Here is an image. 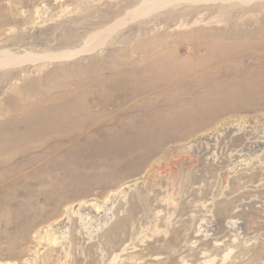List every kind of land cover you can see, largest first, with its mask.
Instances as JSON below:
<instances>
[{"label":"rangeland","instance_id":"rangeland-1","mask_svg":"<svg viewBox=\"0 0 264 264\" xmlns=\"http://www.w3.org/2000/svg\"><path fill=\"white\" fill-rule=\"evenodd\" d=\"M140 2L0 0V264H264V0Z\"/></svg>","mask_w":264,"mask_h":264},{"label":"bare ground","instance_id":"bare-ground-1","mask_svg":"<svg viewBox=\"0 0 264 264\" xmlns=\"http://www.w3.org/2000/svg\"><path fill=\"white\" fill-rule=\"evenodd\" d=\"M170 1H173V0H144V1L142 0V2H140V5H138L137 7H135L133 10H131L128 13V16L130 15V16H132V18H134L137 13H141L142 12L143 14H145V13L149 12L150 10L154 9L155 7H158V6L162 5L161 3H167V2H170ZM187 1L190 2V3H196V4L198 3L199 4V3H205V2H207V3L208 2H213V1H217V0H187ZM110 32H111V28L110 27H107V28H104L103 30H101V31H99L97 33L92 34L85 41V44L81 48V50H84L85 49V50L89 51V50L95 48L96 46H99V45L104 44L105 41H106V39H107V37H109ZM3 53H0V67L1 66H5V65L13 64L15 60H12V57H10L6 51L3 52ZM61 54H60V56H62ZM73 54H74V52L69 53V54L67 53L65 56H69V55L72 56ZM231 120L233 121L234 119H231ZM126 184H127V181H126ZM127 185H129V184H127ZM124 186H126V185H124Z\"/></svg>","mask_w":264,"mask_h":264}]
</instances>
